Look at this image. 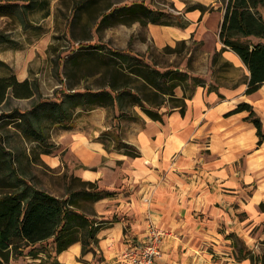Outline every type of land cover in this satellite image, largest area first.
<instances>
[{"label": "trees", "instance_id": "trees-1", "mask_svg": "<svg viewBox=\"0 0 264 264\" xmlns=\"http://www.w3.org/2000/svg\"><path fill=\"white\" fill-rule=\"evenodd\" d=\"M123 1L74 0L71 4L67 32L78 47L67 54L63 67L67 73L81 75L82 88L79 84H69L55 90L52 98L42 96L36 78L27 77L20 81L10 66L0 60V65L7 69V73L0 74V105L8 104L11 98L32 100L28 109L12 108L6 117L15 126L21 140L34 144L32 150L36 154L52 153L54 144L48 139L49 128L58 126L67 130L74 126L79 113L102 107L107 110V116L113 112L110 120L117 123H112L98 136L105 148L139 156L133 145L122 141L117 131L121 125L119 121L138 120L137 109L153 121H162L164 115L174 109L183 115L187 99L191 98L196 86L205 87L201 76L191 74L189 64L187 69L181 70L176 64L157 60L150 48L146 49L148 55L133 51L131 40L124 49L102 43L100 32L119 24L175 25L166 19L164 12L148 8L143 0H129L120 5ZM50 3L51 0H0V17L10 18L27 28L36 22L32 18L35 11H40L41 19L50 15ZM224 6L218 31L221 48L214 53L211 63L214 67L224 50H232L248 69L245 93L252 94L264 83V0H225ZM200 9L204 13L205 8ZM187 25L188 22L176 24L180 28ZM185 42L182 39L176 44ZM3 43L16 46L10 35L0 31V44ZM161 50L163 55L183 51L179 46L168 44ZM224 63L232 66L227 60ZM176 88L182 90V96L175 93ZM242 110L248 111L245 119L256 127L258 143H262L263 123L252 105L240 102L228 114ZM3 139L0 133V164L7 170L5 186L9 189L0 191V264H9L11 257L24 255L23 251L28 247L26 254L32 258H41L39 253L45 254L40 264H60L57 255L75 242L81 243V253L92 251L96 254L97 233L118 217L98 219L93 203L113 196L114 191L80 178L76 181L81 186L74 188L71 183L63 197L39 190L26 180L25 168L15 165L13 147L12 150L7 148ZM260 206L264 210V204ZM128 228L126 226L124 232ZM46 242L49 244L43 248ZM255 261L264 264V252L258 253Z\"/></svg>", "mask_w": 264, "mask_h": 264}, {"label": "crops", "instance_id": "crops-1", "mask_svg": "<svg viewBox=\"0 0 264 264\" xmlns=\"http://www.w3.org/2000/svg\"><path fill=\"white\" fill-rule=\"evenodd\" d=\"M178 30L171 26L167 33ZM222 58L236 69L244 66L248 78V69L232 50H224ZM27 77L25 72L17 78ZM246 87V80L211 91L196 86L183 115L174 109L162 121H153L137 109L138 120L119 121L122 141L139 151L136 157L106 149L98 138L112 125L105 121L106 109L97 107L76 118L66 131L68 152L80 165L77 176L114 191L113 196L94 202L93 209L98 219L115 215L118 220L97 233L96 254L81 253V243L75 242L57 255V261L126 264L123 250L143 239L151 223L168 232L155 264H213L215 251L229 256L231 238L263 253L264 141L258 143L256 127L245 119L247 110L228 114L246 102L264 127V83L252 94L245 93ZM175 93L183 94L180 88ZM83 124L90 125L89 131ZM41 154L49 166L60 164L57 154ZM126 226L129 230L124 232ZM28 250L11 257L9 264H40L45 254L32 258ZM223 258L226 264H239Z\"/></svg>", "mask_w": 264, "mask_h": 264}, {"label": "rangeland", "instance_id": "rangeland-1", "mask_svg": "<svg viewBox=\"0 0 264 264\" xmlns=\"http://www.w3.org/2000/svg\"><path fill=\"white\" fill-rule=\"evenodd\" d=\"M73 1L51 0L50 16L41 19L40 11H35L32 18L36 19V22L27 28L20 26L10 18L0 17V31L10 35V38L16 43V46L10 43L0 44V60L8 64L17 77H22V74L26 72L28 77L36 78L40 83L42 96L45 97L52 98L55 90H60L63 86L67 87L69 84H79L81 88L84 85L81 75L67 73L63 67L67 54L78 47L77 42L69 39L66 24L71 15L70 7ZM224 1L143 0L148 8L164 12L167 15L166 19L175 25L119 24L104 29L99 36L103 44L114 48L124 49L131 40L130 47L133 51L146 54V49L150 48L157 56V60L176 64L181 70L187 69V64H189L191 74L201 76L205 80L207 89L233 86L246 80L245 67L236 69L233 66L225 65L222 55L214 67L211 63L212 56L221 48L218 31L225 9ZM128 2L129 0H124L120 5ZM197 5L200 8H205L204 13H201V9ZM262 12L264 13V11ZM182 22H188V25L181 28L176 26ZM171 26L177 27L178 32L167 33V29ZM164 34L166 37H163ZM94 37L96 38V34ZM182 39L186 40L183 45L176 44ZM167 44L171 47L179 46V49L182 48L183 51L181 53L167 52L163 55L161 49ZM5 73H7V69L0 65V74ZM31 102V99L11 98L8 104L0 105V133L4 137L5 146L11 150L13 147L16 155L15 165L25 168L26 180L39 190L63 197L71 183L74 188L81 186L76 181V178H79L76 172L80 165L67 149L68 131L58 126L48 130V139L54 144V147L51 148V155L57 154L60 157V164L53 168L43 160L42 154L38 155L32 150L34 145L32 142L21 140L15 126L12 122H8L9 118L6 117L12 108L24 111L31 106ZM84 112L79 113L77 118L83 117V114L84 116L90 114V111H86L89 112L88 114ZM112 113V111L109 113L105 121L117 124L110 120ZM123 121L130 120L123 119ZM80 126H84L89 131V124ZM121 128L123 126L120 125L117 131ZM104 130H108V128ZM6 172L7 170L1 168L0 164V191L9 189L5 186ZM48 244L49 242L43 243L42 247L44 248ZM230 246L229 256L214 252L213 264H226L223 257H229L230 259L227 261L232 260L239 264H260L255 261L257 253L246 248L240 239L231 238ZM261 248L264 252V244L261 245ZM235 250L238 252L236 253Z\"/></svg>", "mask_w": 264, "mask_h": 264}, {"label": "built area", "instance_id": "built-area-1", "mask_svg": "<svg viewBox=\"0 0 264 264\" xmlns=\"http://www.w3.org/2000/svg\"><path fill=\"white\" fill-rule=\"evenodd\" d=\"M167 235L165 229L151 223L145 230L143 239L130 242L121 258L126 264H155L162 254V243Z\"/></svg>", "mask_w": 264, "mask_h": 264}, {"label": "bare ground", "instance_id": "bare-ground-1", "mask_svg": "<svg viewBox=\"0 0 264 264\" xmlns=\"http://www.w3.org/2000/svg\"><path fill=\"white\" fill-rule=\"evenodd\" d=\"M163 37H166L165 34L163 35Z\"/></svg>", "mask_w": 264, "mask_h": 264}]
</instances>
